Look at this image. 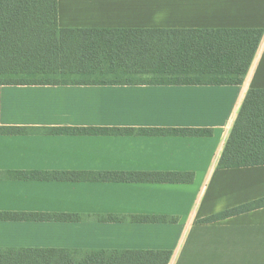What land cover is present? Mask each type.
Returning a JSON list of instances; mask_svg holds the SVG:
<instances>
[{
	"label": "crops",
	"instance_id": "crops-1",
	"mask_svg": "<svg viewBox=\"0 0 264 264\" xmlns=\"http://www.w3.org/2000/svg\"><path fill=\"white\" fill-rule=\"evenodd\" d=\"M61 28L264 29V0H58ZM0 85V249L170 251L168 264H264V164L218 168L250 89H264V36L242 84ZM52 127L196 128L212 135L61 134ZM187 172L192 182L16 178L18 172ZM10 213L16 218H2ZM39 216L41 218H34ZM166 217L168 220H145ZM176 218V221L170 219ZM144 219V220H143Z\"/></svg>",
	"mask_w": 264,
	"mask_h": 264
},
{
	"label": "trees",
	"instance_id": "trees-1",
	"mask_svg": "<svg viewBox=\"0 0 264 264\" xmlns=\"http://www.w3.org/2000/svg\"><path fill=\"white\" fill-rule=\"evenodd\" d=\"M264 29L133 31L61 28L58 0H0V85L242 84ZM27 133L26 127H4ZM61 134L212 135L196 128L52 127ZM264 164V89H250L218 161V168ZM16 178L74 181L192 182L187 172H18ZM264 206V198L203 219L212 222ZM2 218H16L4 213ZM34 218H41L34 216ZM144 220V219H143ZM145 220H168L166 217ZM170 220L176 221V218ZM170 251L0 249V264H168Z\"/></svg>",
	"mask_w": 264,
	"mask_h": 264
}]
</instances>
